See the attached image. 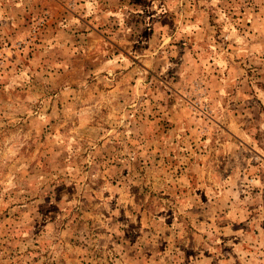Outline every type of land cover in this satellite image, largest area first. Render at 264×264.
I'll use <instances>...</instances> for the list:
<instances>
[{"label": "rangeland", "instance_id": "374dc122", "mask_svg": "<svg viewBox=\"0 0 264 264\" xmlns=\"http://www.w3.org/2000/svg\"><path fill=\"white\" fill-rule=\"evenodd\" d=\"M0 264H264V0H0Z\"/></svg>", "mask_w": 264, "mask_h": 264}]
</instances>
